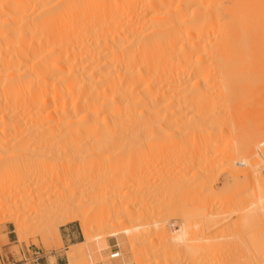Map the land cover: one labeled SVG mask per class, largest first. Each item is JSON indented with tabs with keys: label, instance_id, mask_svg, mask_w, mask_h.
Listing matches in <instances>:
<instances>
[{
	"label": "bare ground",
	"instance_id": "6f19581e",
	"mask_svg": "<svg viewBox=\"0 0 264 264\" xmlns=\"http://www.w3.org/2000/svg\"><path fill=\"white\" fill-rule=\"evenodd\" d=\"M263 55L264 0H0V128L23 129L28 137L34 138L50 136L57 130L53 135L60 137L64 146H82L89 141L87 138L109 142L131 136L144 140L143 143L170 142L178 149L182 146L178 145L179 141L183 144L185 137L189 140L184 130L192 129L193 134L195 128L204 125L208 133L204 139L210 145L220 141L225 132L229 135L224 141L231 145L238 140L240 134L234 130L241 129V124L233 129V122L227 119V113L224 117V111L246 110L245 75L250 71V77L258 81ZM194 110L207 112L199 116L198 112L192 113ZM212 110L215 113L223 110L218 117L223 113L224 119L217 117L218 123L205 121L212 117ZM203 128L197 129L198 138ZM227 156L222 154L226 159ZM42 167L36 172H48ZM7 186L0 184V211L11 205L9 201L12 202L15 193L12 186L5 190ZM16 201L13 208L17 209ZM9 210L2 215L16 226L19 236L23 235L25 228L20 213ZM106 210L116 212L115 208ZM247 211L245 220L264 221L263 208ZM166 223L170 225L168 219L152 218L145 225L132 228L135 232L129 235L146 231L156 239L171 242L174 248L184 245L188 225L184 223L168 231ZM56 233L60 236L59 229ZM87 243L84 241L81 248L85 249ZM251 247L258 257L257 263L264 264V238H255ZM72 256H76L75 251ZM162 262L165 261L154 258L147 264Z\"/></svg>",
	"mask_w": 264,
	"mask_h": 264
},
{
	"label": "rangeland",
	"instance_id": "374dc122",
	"mask_svg": "<svg viewBox=\"0 0 264 264\" xmlns=\"http://www.w3.org/2000/svg\"><path fill=\"white\" fill-rule=\"evenodd\" d=\"M249 73L250 71L245 75L246 110H225V113L221 110L225 114L222 113L224 117L228 115L227 119L232 120L233 129L238 128L236 125L239 122L241 124V129H235V132L231 130L240 134L237 142L235 140L231 145L224 141L229 132H225V136L223 133L215 146L210 145L207 138L204 139L208 135L204 125L199 127L203 128V134L199 133V138L196 136L200 132L197 130L199 128H195L196 132L198 131L196 135L194 131L192 134V129L184 130L187 131L189 140L186 141L185 134L182 133L185 140L182 141L183 144L181 141L177 142L182 145L178 149L176 144L170 142L143 143L144 140L132 139L131 136H128L131 141L126 137V140L120 137L121 139L114 138V141L109 142L87 138L88 142L85 141L87 139L84 140L86 145L65 144V147L63 140L53 135L59 132L57 130L49 132L51 134L47 135L48 137L34 138L32 135L28 137L23 129L13 131V128H0V184L8 185L5 190L14 187L15 195L13 194L11 201L14 203L17 200L19 205L17 209L13 208L16 204L7 200L11 205L0 211V248L10 245L11 250L17 253L19 249L34 247L49 264H57V260L58 264H147L154 258L164 260L162 264H260L257 263L258 257L251 243L257 237L264 238V221L245 220V212H249L253 207H261L264 214V60L262 74L257 82H254ZM205 111L197 110L199 116L206 114ZM215 111L216 113L211 111L212 117L209 116L208 120L204 118L209 113L202 120L214 123L216 120L218 123V118L224 119L222 115L218 117L221 111ZM186 112L190 113L188 110H185ZM197 112L194 110L192 113L197 115ZM8 129L12 132L8 133ZM94 140L98 142L94 144ZM156 144L164 146L157 148L154 146ZM86 153L93 155L88 157ZM222 154L229 156L226 159ZM207 166H210V169ZM41 167L48 172H36V169ZM202 171L206 173L202 174ZM149 206L156 207V210L148 208ZM9 208V211L20 213L19 218L25 228L23 235L19 236L16 226L2 215ZM103 208H115L116 212L111 210L108 213ZM152 218L160 221L168 219V231L178 229L184 223L188 225V243L186 241L184 245L174 248L171 242L156 239L146 231L140 232L141 235L135 233L138 238L129 235L135 232L132 228L145 225L146 221H152ZM194 223H199L200 226ZM56 229H59L60 236L57 235ZM113 233L119 235L114 237ZM84 241L88 242L85 249L81 248ZM99 245L102 246L100 249ZM74 251L76 256H72ZM116 251L120 252V257L111 259V253Z\"/></svg>",
	"mask_w": 264,
	"mask_h": 264
},
{
	"label": "built area",
	"instance_id": "2783aa9c",
	"mask_svg": "<svg viewBox=\"0 0 264 264\" xmlns=\"http://www.w3.org/2000/svg\"><path fill=\"white\" fill-rule=\"evenodd\" d=\"M120 257V252L111 253L110 258L116 259ZM43 256L38 249L34 247L31 249H19L16 253L11 250L5 251L0 248V264H38Z\"/></svg>",
	"mask_w": 264,
	"mask_h": 264
},
{
	"label": "crops",
	"instance_id": "0c3cea01",
	"mask_svg": "<svg viewBox=\"0 0 264 264\" xmlns=\"http://www.w3.org/2000/svg\"><path fill=\"white\" fill-rule=\"evenodd\" d=\"M8 239L10 241V237L8 236ZM11 247L10 245L8 246H4V250L7 251V250H11ZM12 251V250H11ZM38 264H49L47 261L43 260V258L40 260V262ZM57 264H58V260H57Z\"/></svg>",
	"mask_w": 264,
	"mask_h": 264
}]
</instances>
